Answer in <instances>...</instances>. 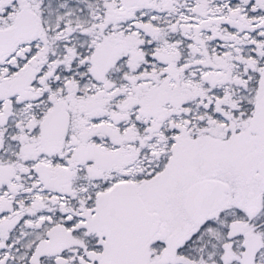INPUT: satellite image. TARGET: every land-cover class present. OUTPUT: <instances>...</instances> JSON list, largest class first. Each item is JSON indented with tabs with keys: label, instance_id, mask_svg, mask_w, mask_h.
<instances>
[{
	"label": "snow or ice",
	"instance_id": "1",
	"mask_svg": "<svg viewBox=\"0 0 264 264\" xmlns=\"http://www.w3.org/2000/svg\"><path fill=\"white\" fill-rule=\"evenodd\" d=\"M0 264H264V0H0Z\"/></svg>",
	"mask_w": 264,
	"mask_h": 264
}]
</instances>
